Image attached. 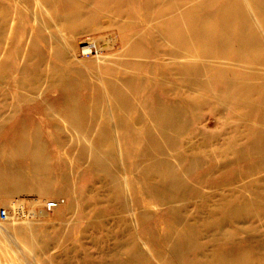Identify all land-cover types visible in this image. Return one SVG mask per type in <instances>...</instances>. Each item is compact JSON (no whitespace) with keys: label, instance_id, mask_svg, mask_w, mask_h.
<instances>
[{"label":"rangeland","instance_id":"374dc122","mask_svg":"<svg viewBox=\"0 0 264 264\" xmlns=\"http://www.w3.org/2000/svg\"><path fill=\"white\" fill-rule=\"evenodd\" d=\"M17 200L0 264H264V0H0Z\"/></svg>","mask_w":264,"mask_h":264},{"label":"built area","instance_id":"2783aa9c","mask_svg":"<svg viewBox=\"0 0 264 264\" xmlns=\"http://www.w3.org/2000/svg\"><path fill=\"white\" fill-rule=\"evenodd\" d=\"M60 204V201L54 200V201H48L44 203L43 205L37 206L36 204L31 207V205H27V203L19 202L18 200L14 202L12 205L13 208H11L12 212H8L5 209H3L0 212V219L3 221H6L8 219H18V220H32L43 213H46V211H51L56 209ZM37 206V207H35ZM11 216V218L9 217Z\"/></svg>","mask_w":264,"mask_h":264},{"label":"bare ground","instance_id":"6f19581e","mask_svg":"<svg viewBox=\"0 0 264 264\" xmlns=\"http://www.w3.org/2000/svg\"><path fill=\"white\" fill-rule=\"evenodd\" d=\"M35 207H37V206H35ZM10 217V216H9Z\"/></svg>","mask_w":264,"mask_h":264}]
</instances>
